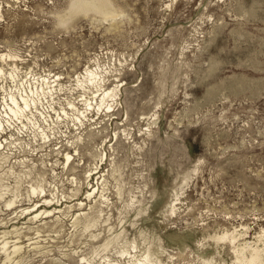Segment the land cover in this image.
<instances>
[{
    "label": "rangeland",
    "instance_id": "1",
    "mask_svg": "<svg viewBox=\"0 0 264 264\" xmlns=\"http://www.w3.org/2000/svg\"><path fill=\"white\" fill-rule=\"evenodd\" d=\"M112 2L0 0V264H264V0Z\"/></svg>",
    "mask_w": 264,
    "mask_h": 264
},
{
    "label": "bare ground",
    "instance_id": "2",
    "mask_svg": "<svg viewBox=\"0 0 264 264\" xmlns=\"http://www.w3.org/2000/svg\"><path fill=\"white\" fill-rule=\"evenodd\" d=\"M105 2H106V5H107V11L103 14L104 16H110V15H114V14H116L117 12L116 11H113L112 9H111V5H114L113 4V2H112V0H105ZM5 55H11V54H8V53H3V52H1L0 53V56H1V58L4 60L5 59V61H7V57L5 56ZM12 57V56H11ZM87 72V75H89V81H93V83L95 84L96 83V86H99V84L100 85H103V86H101V87H98L97 88V90H95L94 89V91H100V89H101V91L99 92V94H96V95H98V97L99 98H101V101L103 102V101H107V97H109V98H111V101H113V102H107V106H108V110H113L114 108H111V106L114 104V100H116V98L117 97H115V95H116V93H115V91H114V88H108V87H105L104 85H105V82H103L102 81V75L101 74H99V71L98 70H95V68H93V67H88L87 68V70H86ZM0 72L2 73V72H4V66L3 65H1L0 64ZM101 72V71H100ZM60 76V75H59ZM83 76V75H82ZM54 77H56V76H54ZM80 78V77H79ZM105 80V79H104ZM49 81V80H48ZM53 81H55V80H53ZM95 81H97V82H95ZM123 81V80H122ZM102 82H103V84H102ZM50 85V84H49ZM85 86V85H84ZM86 86H87V84H86ZM90 87V86H89ZM91 88V87H90ZM95 93V92H94ZM94 93H92V94H94ZM97 93V92H96ZM85 97V96H84ZM94 97H95V95H94ZM85 99H87V100H89V103H88V106L90 107L92 104H93V100H90V98L88 99V97L86 96L85 97ZM94 99V98H93ZM97 102H98V100H97ZM102 102H100V103H102ZM105 103V102H104ZM98 104V103H97ZM29 105H31V103H30V101H29V99L27 98V96H26V98H25V96L23 95V94H21V96L20 97H18V96H14V95H11V103H9L8 102V108L12 111V112H16V107L18 108H22V107H24V106H26V108L29 106ZM104 105V104H103ZM99 106V105H98ZM89 107H87V108H89ZM106 107V106H105ZM86 108V109H87ZM91 108V107H90ZM64 112L65 113H67V111L66 110H64ZM7 113V112H6ZM4 115V114H3ZM80 115V114H79ZM78 118V117H77ZM82 118V117H81ZM80 119V118H79ZM0 121H1V118H0ZM80 121H81V119H80ZM2 144V143H1ZM104 152V151H103ZM66 157H67V163H69V165L71 164V162H72V159H71V156L73 155V154H71L70 152H66ZM103 156V155H102ZM74 159V158H73ZM91 172H92V170L90 171V173L88 174V175H91ZM91 188H95L94 186H93V184H92V187ZM36 190V189H35ZM92 192H93V190L91 189V191L90 192H87V194L89 193V195L90 194H92ZM42 197H44L43 199H41V201L42 200H44L43 201V203H41L40 205H38L37 206V204L39 203L38 201L32 206L33 207V210L32 211H30L29 213H32L33 211H37L36 212V216H38L39 214H40V212L42 211V205H44L46 208L44 209V213H50L51 211H52V209H54V208H56V207H52V205L53 204H50V199L48 198V197H46V195H43ZM11 202V201H10ZM10 204V203H9ZM26 210H30V209H26ZM235 237H233L232 239H234ZM232 241V240H231ZM8 242H9V240H5L4 241V247H5V251L7 250V247H9V246H13L12 247V250H10L9 252H8V254H7V259H12L13 258V256H14V254H16L20 249H21V247H22V243H19L18 241H16V240H14L13 241V243L12 244H9L8 245ZM249 242L248 241H243V242H239L238 243V245L237 246H243L244 244H245V246L248 244ZM236 246V247H237ZM244 247V246H243ZM237 250H239V252L241 251L239 248L237 249ZM254 250H256V248H254L253 250H251V257L249 258V261H253L255 258H257L258 257V255H259V253L256 251V252H254ZM11 252H12V254H11ZM140 261V260H139ZM138 261V262H139ZM138 262H136V263H138ZM135 263V264H136ZM140 264L142 263V262H139Z\"/></svg>",
    "mask_w": 264,
    "mask_h": 264
},
{
    "label": "clouds",
    "instance_id": "3",
    "mask_svg": "<svg viewBox=\"0 0 264 264\" xmlns=\"http://www.w3.org/2000/svg\"><path fill=\"white\" fill-rule=\"evenodd\" d=\"M107 11L105 0H68L65 7L57 10L53 16V27L57 31L67 32L83 18L89 15H103Z\"/></svg>",
    "mask_w": 264,
    "mask_h": 264
}]
</instances>
